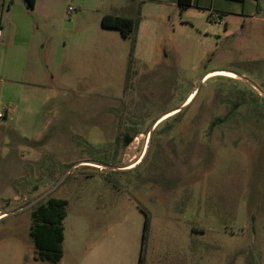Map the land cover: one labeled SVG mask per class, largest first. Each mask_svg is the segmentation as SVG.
Wrapping results in <instances>:
<instances>
[{
	"label": "rangeland",
	"instance_id": "1",
	"mask_svg": "<svg viewBox=\"0 0 264 264\" xmlns=\"http://www.w3.org/2000/svg\"><path fill=\"white\" fill-rule=\"evenodd\" d=\"M197 4L40 0L28 13L26 38L0 51V264H74L75 231L95 221L98 243L122 214L147 215L146 261L154 249L264 264V0ZM130 12L131 53L101 25ZM25 40L28 52L10 47ZM170 111L144 155L150 122ZM127 131L143 133L126 144ZM49 190L40 200L67 201L57 262L34 259L23 208Z\"/></svg>",
	"mask_w": 264,
	"mask_h": 264
},
{
	"label": "crops",
	"instance_id": "2",
	"mask_svg": "<svg viewBox=\"0 0 264 264\" xmlns=\"http://www.w3.org/2000/svg\"><path fill=\"white\" fill-rule=\"evenodd\" d=\"M141 3L144 0H140ZM177 4V0H172ZM40 0H35L31 9L24 6L23 0H0V51L8 47V42H12L15 38H23L28 34V13L34 9ZM197 4V0H191V5ZM199 6V5H198ZM126 17H134L130 12ZM26 41V40H25ZM136 42V41H135ZM14 50H26L28 52V44L10 46ZM135 48V47H134ZM224 70H215L209 72L207 76ZM192 93H189L182 101L181 105L189 101ZM102 219V218H101ZM105 223H114L112 227L104 228L97 243L95 230H93L95 221L89 220L83 224L82 228L75 231L74 238V264H180L177 256H172L171 253H164L163 260H156V252L151 249L149 260H145L142 256V230L144 219L138 218L137 214H122L120 217L105 218ZM102 223L100 229L102 228ZM178 225L176 223L167 225L168 230L176 231ZM99 229V230H100ZM108 229V230H107ZM150 230V228H147ZM107 230V231H106ZM167 230V229H166ZM184 235H188L186 231H182ZM64 238L62 242L64 255Z\"/></svg>",
	"mask_w": 264,
	"mask_h": 264
},
{
	"label": "trees",
	"instance_id": "3",
	"mask_svg": "<svg viewBox=\"0 0 264 264\" xmlns=\"http://www.w3.org/2000/svg\"><path fill=\"white\" fill-rule=\"evenodd\" d=\"M243 2L244 0H230ZM35 0H23L24 6L31 9ZM181 8L191 6V0H177ZM139 22V15L126 17L115 14H103L101 25L103 27L116 29L123 38L131 41L130 53L134 49L135 37L133 32ZM233 107V106H232ZM230 112V111H229ZM66 199L47 197L30 207L31 224L29 235L36 250L34 259L57 262L63 254L62 242L64 238L63 219L66 216ZM148 228V217L145 214L142 230V241Z\"/></svg>",
	"mask_w": 264,
	"mask_h": 264
},
{
	"label": "flooded vegetation",
	"instance_id": "4",
	"mask_svg": "<svg viewBox=\"0 0 264 264\" xmlns=\"http://www.w3.org/2000/svg\"><path fill=\"white\" fill-rule=\"evenodd\" d=\"M239 103H241V101L239 102ZM237 103L234 105V108H236L237 107ZM171 112V111H170ZM170 112H168V113H170ZM166 113V112H165ZM168 113H166V114H161V115H158L155 119H153L151 122H150V124H149V126H148V129H147V131H145V134H147V144L149 143V145H148V147H147V144H146V147L143 149L144 150V152H145V150L147 149V151H148V148H149V146H150V141H151V137H150V140H149V136H148V133H149V131L150 130H153L159 123H160V121L161 120H163V119H165V118H167L168 116H169V114ZM166 115V116H165ZM229 116V114H226V115H224L222 118H217V119H214L212 122H210V124L208 125V127L211 125V126H213L215 123H222V122H224L226 119H227V117ZM165 129V128H164ZM164 129H162V130H164ZM163 132H166V131H163ZM142 133L143 132H139V131H127V132H125V134H126V139H130V142L128 143V144H130L131 142H133L136 138H137V136L139 135V134H141L142 135ZM131 134V135H130ZM130 135V136H129ZM147 151H146V153H147ZM145 153V154H146ZM137 162V161H136ZM136 162H134L133 164H136ZM130 165H132V164H130ZM128 167H130L129 165H128Z\"/></svg>",
	"mask_w": 264,
	"mask_h": 264
},
{
	"label": "water",
	"instance_id": "5",
	"mask_svg": "<svg viewBox=\"0 0 264 264\" xmlns=\"http://www.w3.org/2000/svg\"><path fill=\"white\" fill-rule=\"evenodd\" d=\"M166 113H168V112H166ZM166 113H163V115L166 114ZM151 132H152V130H150L149 133H148L149 140H150V137H151ZM124 142H125L126 144H128V143L130 142V139H125ZM148 145H149V143L147 144V147H148ZM146 151H147V149L145 150L144 155H145ZM50 191H51V190L45 192L44 194H42V195L39 196L38 198H36V199H34L33 201L29 202V203H28L27 205H25L23 208H27V207L32 206L34 203H36V202L39 201L41 198H43L45 195H47Z\"/></svg>",
	"mask_w": 264,
	"mask_h": 264
},
{
	"label": "bare ground",
	"instance_id": "6",
	"mask_svg": "<svg viewBox=\"0 0 264 264\" xmlns=\"http://www.w3.org/2000/svg\"><path fill=\"white\" fill-rule=\"evenodd\" d=\"M210 76H225V77H228V78H237V76L235 74H233L231 72H227V71H219V72H216V73L211 74ZM172 112H174V111H172ZM170 113H168V114H170ZM89 164H92V163H89ZM132 165H134V164H132ZM132 165H129V166H132Z\"/></svg>",
	"mask_w": 264,
	"mask_h": 264
},
{
	"label": "built area",
	"instance_id": "7",
	"mask_svg": "<svg viewBox=\"0 0 264 264\" xmlns=\"http://www.w3.org/2000/svg\"><path fill=\"white\" fill-rule=\"evenodd\" d=\"M0 116H2V114L0 113Z\"/></svg>",
	"mask_w": 264,
	"mask_h": 264
}]
</instances>
